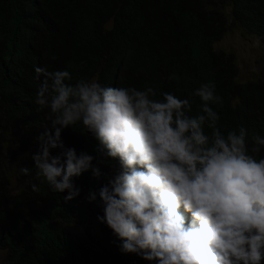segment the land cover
Instances as JSON below:
<instances>
[{
  "label": "trees",
  "instance_id": "1",
  "mask_svg": "<svg viewBox=\"0 0 264 264\" xmlns=\"http://www.w3.org/2000/svg\"><path fill=\"white\" fill-rule=\"evenodd\" d=\"M234 28L264 46V0H0V251L4 264H154L122 254L110 229L94 231L100 208L85 199L97 181L91 172L74 178L80 196L49 190L36 177L31 156L36 136L50 127L48 109L35 103L43 79L35 67L67 70L75 84L95 78L104 86L154 87L191 98V115L201 101L193 95L213 83L222 104V132L243 125L264 137V79L238 80L233 54L215 44ZM175 74V79L168 77ZM207 131V128H206ZM66 147L95 155L96 141L83 128L65 129ZM59 150H53L57 155ZM264 157V148L258 154ZM101 166L109 172L111 164ZM28 166L30 175L19 174ZM14 176L20 190L7 193ZM39 192H33L31 184Z\"/></svg>",
  "mask_w": 264,
  "mask_h": 264
},
{
  "label": "clouds",
  "instance_id": "2",
  "mask_svg": "<svg viewBox=\"0 0 264 264\" xmlns=\"http://www.w3.org/2000/svg\"><path fill=\"white\" fill-rule=\"evenodd\" d=\"M34 71L43 77L35 103L50 121L35 138L36 177L67 192L65 202L81 194L75 177L106 181L85 197L100 208L95 232L106 225L122 254L154 264H264V137L252 135L249 148L243 125L221 131L213 83L194 91L201 104L191 115V98L151 86L71 84L67 70ZM78 124L97 142L95 155L65 146L63 131ZM110 161L118 166L103 172ZM19 174L30 175L29 167Z\"/></svg>",
  "mask_w": 264,
  "mask_h": 264
},
{
  "label": "rangeland",
  "instance_id": "3",
  "mask_svg": "<svg viewBox=\"0 0 264 264\" xmlns=\"http://www.w3.org/2000/svg\"><path fill=\"white\" fill-rule=\"evenodd\" d=\"M215 49L233 54L240 82L264 79V46L256 36L248 35L239 28H231L215 44ZM19 190L18 179L10 176L7 193L13 195ZM4 263L5 252L0 251V264Z\"/></svg>",
  "mask_w": 264,
  "mask_h": 264
}]
</instances>
